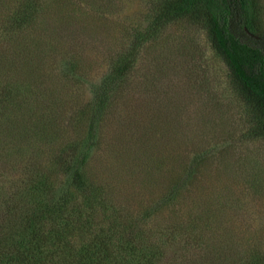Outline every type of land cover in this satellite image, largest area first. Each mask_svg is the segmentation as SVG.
<instances>
[{"label": "rangeland", "instance_id": "374dc122", "mask_svg": "<svg viewBox=\"0 0 264 264\" xmlns=\"http://www.w3.org/2000/svg\"><path fill=\"white\" fill-rule=\"evenodd\" d=\"M29 1L0 8V52L9 54L0 61V99L28 108V96L48 131L43 140L28 128L32 141L14 143L34 146L18 155L16 174L23 159L47 169L51 151L86 141L97 92L134 50L131 72L98 120L87 187L119 210L140 247L164 252L159 264H247L253 256L264 264V116L235 83L205 19L154 26L164 0H37L27 32L5 33L13 26L2 20ZM17 35L43 55L14 56ZM59 180L57 188L73 191L68 176Z\"/></svg>", "mask_w": 264, "mask_h": 264}, {"label": "trees", "instance_id": "16d2710c", "mask_svg": "<svg viewBox=\"0 0 264 264\" xmlns=\"http://www.w3.org/2000/svg\"><path fill=\"white\" fill-rule=\"evenodd\" d=\"M29 2L22 6L20 14L2 20L1 24L10 22L13 26L5 33L18 34L35 21L37 0ZM5 4V0H0V8ZM156 9L154 26L186 16L204 18L214 47L228 64L235 83L264 116V34L257 0H164ZM145 35L143 40L149 37L148 33ZM14 38L15 45L10 48L14 56L32 60V55H43L37 44H21L18 35ZM136 54L132 50L122 55L97 92L86 141L78 146L73 143L61 147L60 153L51 151L53 160L47 169L40 168L29 157L23 159L28 160L27 165L16 174L19 156L27 157L34 146L25 150L21 143L20 148L14 143L32 141L35 133L30 129L34 126L38 129L35 135L44 140L48 128L42 113L31 107L28 96L31 105L28 108L22 107L21 99L17 100L18 104H9L6 97L0 99L1 109L6 110L2 114L5 123L0 127V140L4 138L0 141V264H159L162 261L164 252L158 255V251L140 247L137 236L126 233L127 225L118 217L119 210L104 202L98 190L94 192L87 187L84 171L98 120L131 72ZM7 55L1 51L0 61ZM5 65L0 62V73L6 69ZM30 68L31 73L33 67ZM34 76L38 80L40 71ZM65 175L73 191L57 188L60 177ZM247 264L263 262L259 256H253Z\"/></svg>", "mask_w": 264, "mask_h": 264}]
</instances>
